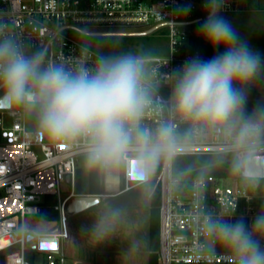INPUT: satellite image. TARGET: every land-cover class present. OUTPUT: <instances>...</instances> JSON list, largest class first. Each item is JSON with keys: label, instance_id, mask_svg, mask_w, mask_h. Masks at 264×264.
<instances>
[{"label": "clouds", "instance_id": "1", "mask_svg": "<svg viewBox=\"0 0 264 264\" xmlns=\"http://www.w3.org/2000/svg\"><path fill=\"white\" fill-rule=\"evenodd\" d=\"M223 3L207 0L199 35L213 49L224 51L210 59L190 58L173 70L169 108L197 131L230 137L224 151L231 155V170L256 189L264 181V159L256 153L264 141V103L250 112L247 104L251 87L264 79V60L219 15ZM176 11L186 14L190 7ZM93 40L98 41L95 51ZM78 44L80 55L69 66L0 20V111L30 121L25 133L36 142L84 141L87 164L94 169L123 165L134 153L135 178L147 183L159 158L171 154L175 143L171 122L162 123L155 133L141 127L145 110L153 104L146 83L152 70L150 53L124 50L118 41L98 35H82ZM37 212L29 210L13 235L28 244L38 241L41 248L53 234ZM114 226L98 217L89 238L100 243ZM204 227L232 257V264H264V207L251 225L243 218H208ZM15 264H25L24 258L18 256Z\"/></svg>", "mask_w": 264, "mask_h": 264}, {"label": "built area", "instance_id": "2", "mask_svg": "<svg viewBox=\"0 0 264 264\" xmlns=\"http://www.w3.org/2000/svg\"><path fill=\"white\" fill-rule=\"evenodd\" d=\"M207 0H0V20L10 23L15 32L39 46H46L54 60L71 66L80 55L78 40L69 31L85 33L87 27L140 28L166 30L165 53L150 54L151 71L146 76L153 104L141 120V127L155 131L164 122L174 125V146L171 154L162 155L160 169L152 170L147 183L134 175L135 154L125 164L108 169L118 179L117 189L99 193L78 192L79 172L87 171L84 141L50 144L36 142L25 133L26 121L0 111V264H15L18 256L25 264H64L65 241L68 238V214L76 196L114 197L135 188H150L152 198L160 192V248L158 264H232V257L204 227L211 219L243 218L251 225L264 207V194L239 177L216 175H178L174 157L180 155L228 154L225 146L231 138L209 129L195 130L190 122L172 115L169 100L173 70L190 58L200 57L190 47L189 28L193 21L206 18ZM190 7L186 14L176 11ZM249 0H224L220 12L255 11ZM151 34V33H150ZM94 51V50H93ZM94 54V52H93ZM87 64L91 66L89 57ZM12 118L5 126L3 117ZM256 153H264V141ZM185 174V172H184ZM69 178V179H68ZM70 183V192L63 198L62 184ZM104 182V175H103ZM48 196H58L54 209L57 220H44L52 232L55 249H43L38 241L28 244L13 235L15 225L26 218L29 210L40 213ZM101 200V201H102ZM32 244H35L33 247Z\"/></svg>", "mask_w": 264, "mask_h": 264}, {"label": "rangeland", "instance_id": "3", "mask_svg": "<svg viewBox=\"0 0 264 264\" xmlns=\"http://www.w3.org/2000/svg\"><path fill=\"white\" fill-rule=\"evenodd\" d=\"M254 2L256 8H260V12H219V15L231 24L240 41L246 43L252 51L258 53L261 59L264 60V0H254ZM205 19H203V22ZM84 29L89 31L83 34L73 30L69 32L77 40L82 35H98L107 41H118L120 47L124 50L132 51H139L141 47L154 43L155 41L151 37L166 31L159 29L148 35H124L123 33H140L143 30L140 28L107 27H87ZM114 33L120 34L113 35ZM164 39L166 38L164 37ZM97 43L96 40L92 41V50L95 51ZM218 50L221 53L224 51L223 48ZM256 84L264 99V79ZM25 121L27 127H30L31 122ZM12 122V118L3 117L5 126H11ZM81 165L86 168L88 164L84 161ZM107 174L108 171L103 170L102 191H114L117 189L118 179L110 175L108 183L105 184ZM81 177L83 184L86 186L88 184V172L83 171ZM70 185L68 182L62 184V198L70 192ZM149 194L150 188L148 187L135 188L118 196L107 197L99 204L82 212H69V236L65 241L66 257L64 264H148V254L150 252L149 208L151 200ZM54 197L58 202V196ZM101 216L106 217L115 226L106 239L97 243L89 237L96 219Z\"/></svg>", "mask_w": 264, "mask_h": 264}, {"label": "trees", "instance_id": "4", "mask_svg": "<svg viewBox=\"0 0 264 264\" xmlns=\"http://www.w3.org/2000/svg\"><path fill=\"white\" fill-rule=\"evenodd\" d=\"M203 21H199L193 24L189 28V40L190 47L194 53H197L203 59H210L214 55H218L221 52L218 49H213L209 44L205 42L199 35L200 26ZM149 37V36H147ZM165 33L158 34L155 37H151L154 43L148 46H143L139 51L149 52L150 54H161L166 52L164 47ZM155 38V39H154ZM136 51V52H139ZM257 103H264L261 91L258 85L255 83L249 92L247 109L250 112ZM160 162V158L158 160ZM160 169L158 163L155 170ZM174 171L178 175L187 176H202V175H216L222 178H235L239 177L231 170V155L230 154H217V155H180L174 157ZM185 172V174H184ZM82 172H79L77 191L78 192H90L99 193L102 191L103 184V170L89 168L88 184L85 186L82 182ZM85 188L87 189L85 191ZM258 192L264 194V181H261L258 187ZM57 203L56 198L48 196L45 199V203L41 208L38 216H43L44 220H57L59 218V212L54 209V205ZM160 192L156 191L154 196L150 200V212H149V249L148 264H158L159 248H160Z\"/></svg>", "mask_w": 264, "mask_h": 264}, {"label": "water", "instance_id": "5", "mask_svg": "<svg viewBox=\"0 0 264 264\" xmlns=\"http://www.w3.org/2000/svg\"><path fill=\"white\" fill-rule=\"evenodd\" d=\"M200 20H195L193 23H197ZM154 29L140 32V33H123L124 35H148L153 32ZM120 33H114L113 35H118ZM258 158L264 159V153H257ZM69 179V178H68ZM100 196H76L74 197L69 205V212L79 213L92 206H95L101 202ZM34 247L35 244H32Z\"/></svg>", "mask_w": 264, "mask_h": 264}, {"label": "snow or ice", "instance_id": "6", "mask_svg": "<svg viewBox=\"0 0 264 264\" xmlns=\"http://www.w3.org/2000/svg\"><path fill=\"white\" fill-rule=\"evenodd\" d=\"M56 246H57L56 243L53 241V242H48V243L42 244L41 248H43V249H55Z\"/></svg>", "mask_w": 264, "mask_h": 264}, {"label": "crops", "instance_id": "7", "mask_svg": "<svg viewBox=\"0 0 264 264\" xmlns=\"http://www.w3.org/2000/svg\"><path fill=\"white\" fill-rule=\"evenodd\" d=\"M250 2H251V4L256 8V6L254 5V4H256L255 2H254V0H249ZM254 2V3H253ZM258 6V5H257ZM255 11H259L260 12V8H256V10Z\"/></svg>", "mask_w": 264, "mask_h": 264}]
</instances>
